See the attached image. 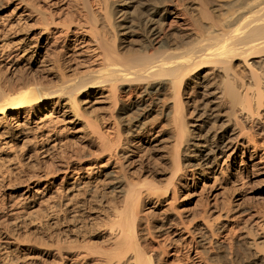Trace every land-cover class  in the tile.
<instances>
[{"label": "bare ground", "instance_id": "obj_1", "mask_svg": "<svg viewBox=\"0 0 264 264\" xmlns=\"http://www.w3.org/2000/svg\"><path fill=\"white\" fill-rule=\"evenodd\" d=\"M112 1L20 0L10 13L0 9V152L19 147L28 160L53 159L59 151L65 158L73 142L66 135L94 136L101 143L95 159L70 154L82 163L91 160L82 172L60 162L34 179L46 183L34 194L49 217L57 208L74 209L83 191L94 193L100 182L94 173L111 175L109 159L120 154L123 172L114 188L123 209L113 211L109 252L95 264H212L200 248L219 235L231 248L240 240L264 264V207L239 209L230 202L199 215L179 208L166 211L153 228H144L140 217L146 198H178L175 188L157 194L152 181L142 183L153 168L174 183L193 167L204 177L218 172L226 156L221 173L229 171L227 180L238 188L264 174V130H257L264 98V0H119L123 10L111 9ZM32 56L33 65L56 83L36 74L12 75ZM103 108L108 116L100 114ZM161 117L177 140L175 151L162 154L170 172L148 159L160 142L155 123ZM105 118L113 120L115 136L103 129ZM104 156L108 161L97 167ZM18 164L0 166V172ZM90 249L60 247L61 258L51 263H41L33 251L23 258L25 264H76L88 259Z\"/></svg>", "mask_w": 264, "mask_h": 264}, {"label": "rangeland", "instance_id": "obj_2", "mask_svg": "<svg viewBox=\"0 0 264 264\" xmlns=\"http://www.w3.org/2000/svg\"><path fill=\"white\" fill-rule=\"evenodd\" d=\"M20 0H0V9L5 13H10L18 4ZM32 1V0H30ZM37 0H35L36 2ZM101 3V0H95ZM123 10L124 5L119 0L112 1L111 9ZM142 9L143 6H139ZM14 19V18H13ZM23 34L25 31H22ZM33 48L28 49V53L33 54ZM35 56L31 59H22L17 70L14 71L13 76L20 78L22 75L37 76L44 75V71L38 70L37 66L33 65ZM42 58H40L41 60ZM47 79L50 83H56V78L53 75H48ZM220 82V75L217 77ZM249 83V82H247ZM250 84V83H249ZM196 99L201 98V92L194 94ZM201 101V100H199ZM263 105L259 109V118L261 128H253L252 124H245L250 131L264 130V98ZM100 114L107 115L103 108ZM108 116V115H107ZM113 120L105 118L103 129L107 130L112 136H115L116 126L113 128ZM156 130H160L159 145L152 149L151 156L148 157L152 165H158L162 171H172L170 162L162 159V154L175 151L177 143L175 135L172 133V126L167 118L161 117L155 123ZM72 135H66L73 140L72 147L69 150V155L63 157L62 153L57 152L56 157L43 158L42 156L34 157L33 160H28L27 155L20 154V148H11L0 152V166L7 167L9 165L18 166L19 169L11 171L0 172V264H25L28 260L23 258L28 253H34L39 256L42 262L51 263L61 258L59 254L60 247L72 245L75 249H84V246H89L90 256L88 259L77 262L76 264H95L97 258L101 254L109 252L108 250V234L114 226V214L116 207L123 209L120 201L121 193L114 187L116 185V176L123 171L118 163L120 154L113 156L100 157L97 167L100 163L110 162V169L115 171L111 175H105V172L94 173L93 178L99 179L97 189L94 193L82 192L77 201V205L72 210H61L57 208V214L48 216L47 205L41 204L37 199L35 191L40 188L44 190L46 183L40 182L36 184L34 179L45 173L52 172L59 165L60 162H70L72 171L82 172L83 166L90 164L89 161L95 159L99 153L101 143L94 136H87L86 138H77ZM117 146L119 143L116 144ZM186 141L182 143L185 147ZM123 150L122 147L118 149V153ZM78 153L82 156H88L91 160L80 162V160H73L70 154ZM15 154L20 156L17 159ZM15 160L10 161V158ZM226 156L219 161L217 167L218 172L207 173L205 177L201 175L198 167H193L188 175L185 172L180 173L174 180V183L169 176L158 173L154 168L148 174L143 176V182L152 181L155 185V192L157 194H164L167 190L176 189L178 198L172 199V196H162L158 201L157 197L146 198L141 205V225L144 228H153L156 222L165 212L172 213L176 209H185V211L197 214L204 213L216 207H223L230 202L232 206L237 208L255 209L264 207V174L256 176L251 179L247 186L238 188L236 185L227 180L229 171L225 170L221 173L222 166L227 168ZM225 161V163H224ZM29 164L26 172L21 171V166ZM184 164V162H183ZM71 171V175L74 172ZM217 176V179L215 177ZM189 180V181H188ZM193 180L198 181L197 185ZM189 182L190 185L181 186L178 182ZM194 184V185H193ZM9 194L11 196H9ZM36 198V200H35ZM11 201H17L12 206H9ZM18 212V213H13ZM237 215V214H235ZM4 230V231H2ZM6 232V233H5ZM11 238V239H10ZM15 238V239H13ZM6 240H14V243H5ZM204 254L209 257L212 264H263L250 255L248 248L240 241L233 240V248L225 240L223 235L213 240L211 246L200 248ZM61 264V263H60Z\"/></svg>", "mask_w": 264, "mask_h": 264}]
</instances>
